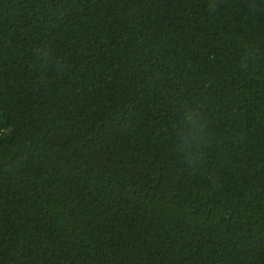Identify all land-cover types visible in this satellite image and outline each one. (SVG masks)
<instances>
[{
    "label": "trees",
    "instance_id": "16d2710c",
    "mask_svg": "<svg viewBox=\"0 0 264 264\" xmlns=\"http://www.w3.org/2000/svg\"><path fill=\"white\" fill-rule=\"evenodd\" d=\"M252 2L0 0V264H264Z\"/></svg>",
    "mask_w": 264,
    "mask_h": 264
},
{
    "label": "clouds",
    "instance_id": "9594fccd",
    "mask_svg": "<svg viewBox=\"0 0 264 264\" xmlns=\"http://www.w3.org/2000/svg\"><path fill=\"white\" fill-rule=\"evenodd\" d=\"M257 11V5L255 3V0H253V2L249 4V12L255 14ZM186 119L190 120L191 116H186Z\"/></svg>",
    "mask_w": 264,
    "mask_h": 264
}]
</instances>
